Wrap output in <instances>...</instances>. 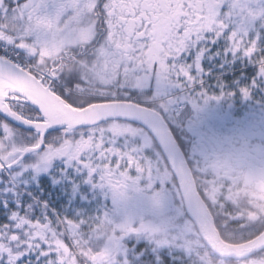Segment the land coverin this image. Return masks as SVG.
<instances>
[{"label": "snow or ice", "instance_id": "snow-or-ice-1", "mask_svg": "<svg viewBox=\"0 0 264 264\" xmlns=\"http://www.w3.org/2000/svg\"><path fill=\"white\" fill-rule=\"evenodd\" d=\"M234 63L264 81V0H0V264H177L155 233L93 248L85 185L171 164L173 91L219 99L207 69ZM208 239L219 264H264V235Z\"/></svg>", "mask_w": 264, "mask_h": 264}, {"label": "rangeland", "instance_id": "rangeland-1", "mask_svg": "<svg viewBox=\"0 0 264 264\" xmlns=\"http://www.w3.org/2000/svg\"><path fill=\"white\" fill-rule=\"evenodd\" d=\"M175 93L176 92L173 91V95ZM180 96H183V98L185 97V95L180 94L175 97L179 100ZM212 97H219V99L203 98L206 101H210L211 109L207 117H209L208 119L211 122L208 120L207 124V122H205L206 117L199 118L197 114H195V118L193 116L190 118L189 116L185 125L186 131L188 126L199 127L200 124L204 122L202 127H219L217 122H220L221 126L226 127L236 124V126H240L242 125L241 123L244 125L246 124L245 120L240 118V111L242 109L240 110L241 107L239 105L232 109L237 113L234 115L231 114L232 110L224 106L225 100L228 99L221 97L219 93H217V95H212ZM196 104L197 105L193 106L195 112L198 110L197 107H206L205 103L202 101H196ZM187 134H180L181 141L186 144L190 141L189 135ZM188 153V159H190L193 164V170L197 171L199 178L203 180V173L206 165L205 161L202 158L200 159L194 156L192 150L191 153L190 150ZM120 177L119 182L126 186V189L129 191L130 199L126 205L121 202L119 190L106 186L108 181L105 182L103 189H94L85 185V188H87L85 195H88L90 198L81 201L82 205L88 203V208L91 205V208L95 209L96 219L99 221V224L102 223L99 227H103L104 229L109 228L108 230L111 231L110 238H113L122 228L130 231L135 229L134 227L140 226L149 234L155 233L157 239L162 241L167 240L169 243L175 245L178 251L185 252V254H187L186 258L191 257L192 264H194L192 261L194 256L200 258V264H219L220 260L211 256V254L204 251L203 253H199V247L201 250L204 249L199 237H196L195 234L193 236L192 233L195 232H193L194 229L189 222H184L179 218V214L182 210L180 211V206L178 207L179 204L176 205L177 196L172 192L173 181L168 171L165 170L162 162H160L159 165L152 164L151 166H146L141 164L139 167L133 166L131 169L125 168ZM200 185H203V181ZM199 189L200 190L197 188L199 195L207 202L200 186ZM224 201L229 206H233L232 199L218 200L216 204H211L215 211L213 209L212 211L209 210L213 216L214 222L222 213L220 220L222 231H218L225 242H229L228 240L231 238L233 240L241 238L240 241L236 243L245 242V240L242 239L245 238L243 237L244 233L252 231L253 229L258 232L260 231L253 236L255 237L263 231L264 214L251 215L247 212L245 206H242L241 209L233 213L223 214V212L227 211V208H223ZM180 203L182 206L181 200ZM218 203L220 204L219 206H217ZM221 207L223 212H219ZM83 211L85 212L86 210L83 208ZM171 215V219L177 218V222L168 219ZM93 227L98 228L96 225H93ZM113 228L115 233L112 231ZM66 242L68 241L66 240ZM103 251L104 247L100 249V252Z\"/></svg>", "mask_w": 264, "mask_h": 264}, {"label": "flooded vegetation", "instance_id": "flooded-vegetation-1", "mask_svg": "<svg viewBox=\"0 0 264 264\" xmlns=\"http://www.w3.org/2000/svg\"><path fill=\"white\" fill-rule=\"evenodd\" d=\"M207 71L209 76L205 80L206 87L203 91L210 97L219 93L221 97L228 99L225 100L224 106L230 110L239 105L240 110L242 109L240 118L244 119L247 125L241 123L240 126L236 124L226 127L217 122L219 127H202L205 122L208 124L207 115L211 106L210 101L200 96L201 89L197 88L191 94H174L185 95L184 98L179 97V113H183L188 107L190 118H195V114L199 118L206 117L199 127H187L192 154L202 158L206 164L203 173V192L207 200L205 203L211 210V204H216L218 200L232 199L233 206L224 201L223 208H227L226 213H233L245 206L251 215L264 214V187H256L254 179L245 178L214 161L216 156L236 152L244 146L264 152V81L258 80L253 86L252 81L256 73H249L248 66H237L235 63L227 67L212 64ZM245 87L250 90L247 97L241 92V88ZM188 95L194 96L197 102L202 101L206 107H197L195 112L191 100L186 98ZM231 114L237 113L232 110ZM120 178L107 182L106 186L115 190L126 189V186L119 182Z\"/></svg>", "mask_w": 264, "mask_h": 264}, {"label": "trees", "instance_id": "trees-1", "mask_svg": "<svg viewBox=\"0 0 264 264\" xmlns=\"http://www.w3.org/2000/svg\"><path fill=\"white\" fill-rule=\"evenodd\" d=\"M185 111L183 112V113H179V116H180V122H179V125H178V127H177V130L174 132V135H176L177 137H179V146H180V148H181V150L183 151V153H184V155H185V158H186V160H187V162H188V164H189V166L191 167V170H192V173H193V176H194V179H195V182H196V185H197V188H198V190H200L199 189V186H200V188L203 190V188H204V186L203 185H200V183L203 181L202 179H200L199 178V176H198V172L197 171H195V170H193V168H192V166H193V164L191 163V161H190V159H188V156H189V153H188V151L190 150V153H191V146H190V141H189V143H183L182 141H181V139H180V134H183V133H185V134H187V131H186V123H187V121H188V119H189V116H190V114H189V109H188V107H186L185 109H184ZM179 128V129H178ZM188 135V134H187ZM190 148V149H189ZM162 164H163V166H164V168H165V170L166 171H168V173L170 174V177H171V180L173 181V188H172V192L175 194V196H177V201H176V205L177 204H179L178 205V207L180 206V211L182 210V212L179 214V218L182 220V221H184V222H189L191 225H192V228L194 229V231L193 232H195V233H192L193 234V236H194V234H195V236L197 237H199V235H198V233H197V231H196V228H195V226H194V223L186 216V214H185V212H184V210H183V206H181V203H180V200H181V198H180V195H179V192H178V189H177V186H176V181H175V179L173 178V176L171 175V173H170V169H169V166L165 163V162H163L162 161ZM93 201V200H92ZM84 205V204H83ZM220 204L218 203L217 204V206H219ZM88 206V203H86L85 204V207H84V210H86L85 212H86V214L88 215V216H92V217H94V219L91 221V223L90 224H88V225H86V227H85V232L86 233H90V243H91V245H92V247L93 248H96V249H98V251L100 252V249H102L104 246H105V244L107 243V241L109 240V239H111L109 236H110V234H111V231L110 230H108V229H104L103 227H99V226H101L102 225V223H100L99 224V221L96 219L97 217H96V213H95V209H93V208H91V205H90V207L88 208L87 207ZM212 209L215 211V209L212 207ZM212 209H211V211H212ZM89 212V213H88ZM219 212H223L222 211V207L220 208V210H219ZM218 212V213H219ZM224 213H226V212H223V214ZM222 214V213H221ZM221 214H220V216H219V218L217 219V220H215V226L217 227V229L219 230V231H222V228H221V224H220V220H221ZM172 218V215L168 218V219H171ZM172 220V219H171ZM173 222H177V218H175V219H173L172 220ZM136 223V222H135ZM93 225H96L98 228H95V227H93ZM139 227V228H138ZM138 227H134L135 229H138V230H135V229H132V230H130V231H141V232H147L145 229H143V228H141L140 226H138ZM113 232L115 231L114 230V228H113V230H112ZM260 232V231H259ZM258 231H255L254 229L252 230V231H248L247 233H244L243 235V237H245V238H242L243 240H248V239H250V238H252L254 235H256L257 233H259ZM115 233V232H114ZM148 233V232H147ZM155 238L157 239V236H155ZM240 239L241 238H239L238 240H233L232 238L231 239H229L228 241L229 242H239L240 241ZM199 240H200V242L202 243V247L204 248V249H202L201 250V248L199 247V253H203V251L204 252H207V253H209V254H211V256H213V257H215L216 259H218V260H220V256H217V255H215L211 250H210V248L202 241V239L199 237ZM67 243V242H66ZM174 255L176 256V258H177V264H192L191 263V257H188V258H186L187 257V254H185V252H180V251H178V248H177V250L174 252ZM192 261H193V263L194 264H200V258L199 257H195L194 256V258H192ZM226 264H237V262L235 261V260H232V259H228L227 261H226Z\"/></svg>", "mask_w": 264, "mask_h": 264}, {"label": "water", "instance_id": "water-1", "mask_svg": "<svg viewBox=\"0 0 264 264\" xmlns=\"http://www.w3.org/2000/svg\"><path fill=\"white\" fill-rule=\"evenodd\" d=\"M0 116H2V114H0ZM167 165L176 180L185 214L194 223L200 238L214 254L218 255L209 243L208 238L210 236L214 238L216 244H219L222 248L227 250H235L251 244L255 237L240 244L227 243L220 237L215 227L213 216L196 189L191 169L180 147L174 154L173 162ZM259 235H264V230Z\"/></svg>", "mask_w": 264, "mask_h": 264}, {"label": "clouds", "instance_id": "clouds-1", "mask_svg": "<svg viewBox=\"0 0 264 264\" xmlns=\"http://www.w3.org/2000/svg\"><path fill=\"white\" fill-rule=\"evenodd\" d=\"M214 161L229 167L245 178L254 179L256 187H264V152L244 146L236 152L218 155ZM119 191L121 202L126 205L130 199L129 191L127 189Z\"/></svg>", "mask_w": 264, "mask_h": 264}]
</instances>
